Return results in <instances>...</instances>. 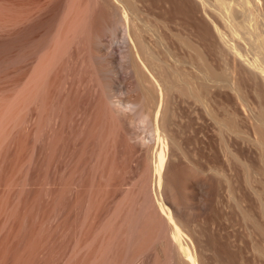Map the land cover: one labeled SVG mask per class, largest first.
Masks as SVG:
<instances>
[{"label":"bare ground","instance_id":"6f19581e","mask_svg":"<svg viewBox=\"0 0 264 264\" xmlns=\"http://www.w3.org/2000/svg\"><path fill=\"white\" fill-rule=\"evenodd\" d=\"M141 1L102 0V13L96 11V14L89 15L81 24V14L76 12L79 10V0H0V120L7 114V109H11L7 108L10 102L20 96L31 98L30 102L27 97L22 100L28 103L26 107L30 106L33 96L34 100L39 97L33 91L38 92V82L42 79L41 84L44 85L47 75L44 71L49 70L52 72L49 75H52L61 61L65 64L68 48H79L77 52L83 48L85 57L82 58V55L81 59H87L89 65L86 60L85 62L91 68L92 79L97 86L100 85L106 104L104 106L113 114L112 117L115 116L114 120L121 121L127 138L139 146L142 155L140 159L143 160L138 179L134 180L135 183L132 182L131 187L125 191V196H121L122 200L116 203L115 224L112 237L111 233L109 235L111 241H108L110 245L99 263L138 264V261L144 262L149 257L151 264H264V85L260 83L262 88L254 95H250V91L248 94L246 89L250 86H245L247 88L244 89L242 81L237 80L240 77H235L236 67L238 70L240 67L237 64L236 67L230 66L229 60V57L233 61L236 57L242 58V62L247 61L253 66L249 67L254 68L251 71L259 69L258 72L261 71L264 75V26L261 23V19L264 21V0H218L226 12L222 11L223 7L219 4L222 9L217 8V0V3H213L216 6L211 10L218 12L219 16L208 15L213 17L210 18L211 23H214L217 35H221L224 40L222 44H226L225 47L230 52L228 58L225 56L226 52L223 53L230 63L225 61L221 72L213 68L206 55L202 54L204 51L201 52L191 38L182 36V33L177 34L179 30L175 33L176 29H172L173 32L169 30L170 24L167 25V22L172 23L170 28L173 25L178 28V23L175 25L170 22L172 19L164 18L168 21H163L162 24L167 23L166 28L171 32L164 35L175 38L174 42L186 49L181 58L174 51L180 64H176L177 61L169 62L161 49L166 29L160 28V31H164L160 36L156 31L165 24H151L152 20L145 17L148 15L143 16L146 10L141 11L146 8L141 9L137 4ZM201 1V6L205 7L206 0ZM158 2L161 4L162 1ZM176 2L178 1L175 0ZM98 4L100 5L99 2ZM207 4L211 7L212 2ZM83 5L82 8L88 7V3ZM177 6L175 12L182 7ZM99 8L101 10V6ZM251 21L252 24H245ZM179 24L182 25V21ZM182 26L185 27L184 24ZM154 34L157 36L154 37ZM170 37H166L168 40L164 41L168 42ZM173 38L169 42H173ZM117 42H121L124 48V58L121 57L125 61H120V64L125 63L124 70H127L129 79L132 80L130 89L133 91H130L134 93L127 100L124 98V101L112 99L117 71L113 48ZM218 45L214 44V48H219ZM175 47L174 50L177 49ZM64 48L67 49L62 56ZM169 48L170 45L168 50ZM249 53L252 56L246 59L244 56ZM59 58L61 61L58 64ZM52 65H56L53 69L55 72L51 71ZM186 65L192 66L193 70L195 68L197 73ZM119 68L121 69L120 66ZM57 70L60 71L58 68ZM248 72L247 74H251L248 77H257L256 73ZM244 73L240 71V74ZM59 74H56L57 77ZM48 76L46 78L50 77ZM36 84L39 89L34 86ZM43 85H40L41 89L46 87ZM52 85L54 84H51V90L54 88V92L59 84L54 87ZM213 88L229 89L231 93L223 92L221 95L216 90L213 91ZM249 89L252 91V88ZM48 91L49 94L52 93ZM30 94L33 96L29 97ZM16 100L13 113L18 104L22 103ZM25 103L18 113L25 111ZM38 103L39 101L35 104ZM35 104L33 102L32 105ZM183 105L197 112L200 122L194 121L192 116L188 117ZM29 108L26 109L27 113L29 111L28 115L26 111L25 114L19 113V116L22 115L19 121L25 115L24 118L31 115L33 106ZM12 112L10 111L11 116L8 114L5 117L7 121L9 119V125L6 126H10L12 121L19 122V117L12 115ZM33 112H36L35 108ZM30 117L23 121L28 122ZM3 120V123L0 121L1 124H5ZM23 121L20 123L23 126H20L24 129ZM30 123L29 126L33 125ZM6 126L3 125L2 128ZM33 126L31 129L35 130ZM8 128L5 130L8 131ZM4 138L8 141L7 136L4 135ZM3 143L4 141L0 145L4 147Z\"/></svg>","mask_w":264,"mask_h":264},{"label":"rangeland","instance_id":"374dc122","mask_svg":"<svg viewBox=\"0 0 264 264\" xmlns=\"http://www.w3.org/2000/svg\"><path fill=\"white\" fill-rule=\"evenodd\" d=\"M84 1L79 0V5L77 6V9L79 10H76L78 14H81V16H79V19L81 17L79 23L81 24L83 21H85L86 18H88L89 15L102 13V9H104L102 0ZM158 1H162L161 4ZM169 1L170 0H142L141 2H137V4L140 5L141 9L146 8L141 11L143 12L146 10L145 12H143V16L148 15L145 17L150 19V21L152 20L151 22L148 20L151 24L161 25L162 22L165 21V19H172V21L170 22H174L175 25L178 23L177 27L179 28V23H181L182 21V25L184 24V26H187L186 28L188 29H186L185 27L183 28L182 25H180L179 29L174 27V25L172 26L174 28H170V25L172 23H169L167 22L168 20H166L165 22L168 23L166 24H170L169 27L164 23L165 26H163L164 24H162L163 28L159 26V30L157 29L156 31L159 35L162 32L160 31V28L166 29L164 30L166 32L163 33V31L162 33L163 36H165V39H169L170 35L166 36L164 34H170L171 32H173L171 31L172 29H176L174 30V33L179 30L180 32L178 31L179 33L177 32V34L182 33L184 34H181L182 36L191 38V40H193V42L196 43V45L199 47L197 48L200 49L201 52L204 51V53L202 52V54H204V56L206 55L205 57L211 63L209 61L208 62L214 66L212 67L217 71H222L225 66V64L223 63L225 61L227 62L228 60L225 56L229 55L230 52L228 51L229 49L225 47L226 44L223 45L224 40L222 37H220L221 35H217L218 32L216 31L218 30L213 26L214 23H211V19L213 17H209V15L216 16L218 14V12H214L215 10H211V8L214 9V6H216L213 5V3H217L218 0H206L205 5L207 7L205 5V7L201 6L203 4H200L202 3V1L200 2V0H188L189 2H187V0H176L178 1L176 2L177 4L175 3V0H171L170 2ZM82 2H84L85 4L88 3V5H86L88 7H83V9L82 5L84 3ZM98 2L100 3V5L98 4ZM207 2H212L213 7L212 5L210 7L208 5L210 3L207 4ZM85 4L83 6H85ZM179 4L180 6H182L181 10L183 9L184 11H181L179 9L177 10L178 12H175L176 6ZM218 4L221 5L219 1L217 5ZM219 5L217 6V8L222 9L221 6L223 7V4L220 7ZM100 6L101 10H99ZM163 6L167 11L163 8ZM180 6L177 7L180 8ZM249 7L252 6L250 5ZM85 10H87L86 13L83 12ZM222 11L226 12V9L223 7ZM162 12L165 14H163ZM211 12L213 13L211 14ZM83 13L85 14V16H83ZM181 15H183V17ZM176 20H180V22H176ZM183 21L185 22L183 23ZM248 23L252 24L253 21L247 22L245 24L248 25ZM261 23L264 26L263 19H261ZM166 26L171 32L167 30ZM156 36L157 34L154 37ZM163 36L161 38H163ZM106 38L108 39V37ZM171 38L173 37H170L169 41H171ZM165 39L163 38V41L161 39V49L165 52V55L167 56L166 58H168V61L171 63H175L177 61L176 64H180L177 60L178 57L176 56H179L181 58L182 55H185L183 52H185L184 50L186 49L180 47L181 45L179 43L176 44L175 38H173V42H167L168 39L164 41ZM220 39L223 41H221ZM117 44L115 43L113 48L115 49V51H113L114 56H116L114 58L117 71L114 79L115 85L113 83L114 92L112 91L115 94L112 95V99L123 100L125 98L124 100H127L131 95L134 94L133 92H131L133 90L130 89L132 87V80L131 78L129 79L127 70L126 72L124 70L125 63H122L125 61L122 59V57L124 58V48L121 46V42H117ZM166 44L168 46L170 45V48L172 49L169 48L168 50V46ZM214 44H216V46L217 44H219V48H214L216 47L214 46ZM116 45L118 46V48L116 47ZM211 45L213 48L210 47ZM175 46H177L176 50H174ZM72 47L70 48V50L69 48L63 49L64 52H62L63 55H61L64 56L66 54L65 60L64 57L60 56V58L62 57V59L65 61V64L63 61H61L60 58V60L57 59L59 61H57L58 64L61 61L59 65L56 63V65H58L57 68L60 71H58L57 68H55L56 72L53 71L54 66L56 65H52L51 67L53 68L50 69L51 71L55 72L53 73L54 75H49V73L52 72L47 70L44 71L47 72L46 77L48 75L50 77L48 76L49 78H44L46 79L45 81H43V83L45 82L44 85L41 84L43 77H41V82H38L37 80L40 89L36 87V84L34 86L39 90L38 92L33 91L36 93V96L39 95V97L37 96L35 98L36 101L34 100L35 96H33V92L32 95H28L29 97L33 96V101L31 100V103H29V107L32 108L33 106V110L35 108L36 112L38 110L37 113L33 112V110H30L31 115L33 116L30 117V115L28 117H30L32 120L30 119L28 120V122H26L28 117L24 118L26 117V115H23L24 117L20 120V122L19 119L22 115L19 116V113L22 112H17L20 111L19 109L23 107V104L25 102L22 100H25L24 98L27 97L25 95L30 91H27V93L24 94V98L23 96H20V99L17 98L18 101L22 102L20 103L22 106L18 104V107L14 109V113L16 114L12 112L14 108L13 105H15L14 103L16 99L12 101V103L10 102V104L7 106V108L11 107V109H7V114L3 115L2 113L3 119L6 120L5 117L8 114L11 116V111L12 115H15V117H19L17 119V121L19 122L17 123L16 121H14V124L11 118L10 120L12 122L10 121V126H8L9 119L8 121H4L1 118L5 124L0 123V125L2 126H6V124H8L6 127H3L4 130L5 128L7 130V127H9L8 131L5 130L6 133H3L4 130H2L3 128L2 126H0L2 128H0V138L2 137V140L0 139V144H2V142L4 141L3 145L5 147L4 148L0 145L3 148V151L2 148H0V264H100L99 262L101 261V258L104 257L102 256L104 255V251L108 250L110 245V242L108 244V241H111L114 227L113 224H115V222L113 223V220H115L117 213L115 209L116 203L120 201V199L122 200V198L125 196L124 193L127 188L131 187V185L133 184L132 182L135 183L141 173V170L139 169H142L143 160H141L142 155L139 146L135 145L134 142L127 138V135L124 133V128H122L124 126H122V123H120L121 121H119L118 119L114 120L115 116L112 117L111 115L113 114L109 112L107 106H104L106 104L104 101L105 99L103 98V92L100 90V85L97 86L96 82H94L95 80L92 79L93 75H91L92 71L90 66H88L89 63L87 59L84 58V61L81 59V56L84 53L83 48H80L81 51L77 52L79 48L73 47V50ZM65 49H67V53H65ZM71 50L73 51V53ZM174 51L178 55L174 56L176 54ZM177 51H179V53ZM69 53H71L72 55ZM223 53L225 54V56L223 55ZM249 54V56L245 55L244 57H246V59L251 58L252 54ZM84 55L82 56V58L85 57ZM70 56L71 59H69ZM229 56H227V58ZM230 58L231 57H229V60L231 61V63L229 62L230 66H234L235 64H237V66L240 67V70H238L239 68H237L235 65L237 69V71H235L237 73H235V77L237 75L240 77L237 80L240 79L239 81L243 82H241V85L244 86V89L247 88H245V86H250L249 88H252V91L249 88L246 89L248 91V94L251 92L250 95H254L257 90L260 91V88H262V85H264V79L262 78V76H264L262 74L263 72H258L259 69H257L256 72H254L256 69L251 71L252 69H254L252 68L253 66L249 65L247 61V63L245 61L242 62V58L240 59L236 57V60L234 61L232 58V60ZM246 59L244 58V60ZM69 61L71 63H69ZM120 61H122L121 64ZM241 62L242 64H239ZM81 63L84 64V66ZM86 65L88 69L90 68L89 70L87 69ZM59 66L62 67L59 68ZM119 66L121 67V69L119 68ZM186 66L194 73H197V70L194 68V70L196 71L195 72L192 66ZM250 66L252 67L249 68ZM62 71L64 72L62 73ZM240 71H242V73L245 72L244 75L240 74ZM248 71L253 72L254 74L256 73L255 75H257V77H255L258 81H260L258 82L256 78H253L252 76L251 81L250 76L248 77V75L251 74H247L249 73ZM56 74H59V76L57 77ZM42 76H44V74ZM52 78H54V80ZM90 79H92L93 82ZM47 81L48 83H46ZM54 81L55 83H53ZM255 81H257V83H255ZM249 82L250 84H252V86L249 84ZM39 83L41 86L43 85L46 87L41 89ZM260 83H262V85ZM51 84H56L55 86L59 84L58 87L55 88L54 92H52L54 88H52L51 90ZM254 84H256L257 86L260 84V86H258L259 89L257 88V86H254ZM54 85L52 86L54 87ZM60 86L62 88H60ZM45 88L48 89L46 90ZM223 89L224 88H213L212 90H216L215 92L218 94L221 93V95L225 92L231 93L229 89ZM254 89L256 90L254 91ZM48 90H50V92L52 93L49 94ZM43 92L47 94H44ZM101 95L103 96L100 97ZM27 99L28 102H30L29 99L31 98L27 97ZM17 100L16 102H18ZM37 101H39V103L35 104ZM40 101H42V103H40ZM33 102L35 106H37V109L34 105H32ZM26 103L25 107L28 105V103L27 105ZM29 107H26V109H28ZM40 107L42 108L40 109ZM182 108L187 112L188 117L191 118L192 116V119L194 121L200 122L199 115L196 114L197 112L193 111L192 108L189 109L185 105H183ZM40 112L41 114H39ZM4 113H6V110ZM25 113L28 115L29 111L28 113L27 111ZM15 117L13 116V120ZM25 119L26 121H23ZM185 119L186 118H182V120ZM2 120L0 121L2 122ZM116 120L118 123L116 122ZM22 121L23 123L25 122L24 129L22 127L23 124H20L22 123ZM28 123L33 125L36 123V125H34L35 127L33 125L29 126ZM13 124L19 126V128H22H15ZM26 126H29V128ZM31 126H33L34 128H32L35 130H32ZM12 128H14V130ZM27 128L28 130H26ZM205 128L206 131L209 129L207 127ZM11 129L13 131H11ZM29 130L32 131L30 132ZM139 131H141V129H139ZM12 132L13 134H11ZM21 133H23V135ZM140 133L143 134L142 131ZM17 134L21 136H18ZM4 135L8 137V141L7 138H4ZM15 135L16 138L14 137ZM138 165H140V167ZM109 235L111 237H109ZM137 263L151 264L152 260L149 257H146L144 259V262L142 260L141 262L138 261Z\"/></svg>","mask_w":264,"mask_h":264}]
</instances>
